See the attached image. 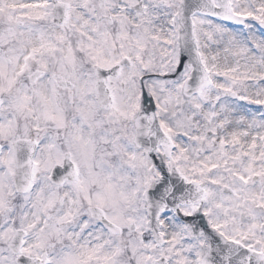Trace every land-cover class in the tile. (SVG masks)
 I'll return each mask as SVG.
<instances>
[{"label":"snow or ice","instance_id":"obj_1","mask_svg":"<svg viewBox=\"0 0 264 264\" xmlns=\"http://www.w3.org/2000/svg\"><path fill=\"white\" fill-rule=\"evenodd\" d=\"M0 264H264V0H0Z\"/></svg>","mask_w":264,"mask_h":264}]
</instances>
